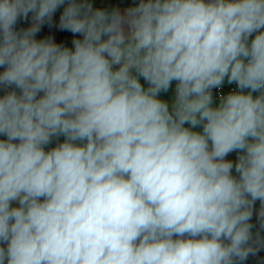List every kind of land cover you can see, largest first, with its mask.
<instances>
[{
  "label": "clouds",
  "instance_id": "1",
  "mask_svg": "<svg viewBox=\"0 0 264 264\" xmlns=\"http://www.w3.org/2000/svg\"><path fill=\"white\" fill-rule=\"evenodd\" d=\"M65 4L0 0V264H243L264 248V0Z\"/></svg>",
  "mask_w": 264,
  "mask_h": 264
},
{
  "label": "crops",
  "instance_id": "2",
  "mask_svg": "<svg viewBox=\"0 0 264 264\" xmlns=\"http://www.w3.org/2000/svg\"><path fill=\"white\" fill-rule=\"evenodd\" d=\"M116 0H88V2L93 4L94 8H101L104 10H108V11H112L113 10V5L115 3ZM139 0H136V4H138ZM66 4H67V0H66ZM66 4L64 6H66ZM61 6V8L57 11L56 14H54V19L52 22H46L43 26H42V30L40 33H38L37 35H43V34H52L54 32V26L56 23V18H58L59 14L62 12L63 7ZM125 9H127V7L125 8H121L120 11L123 12ZM32 20H31V14H29V18L28 19H24V18H20L18 19V22L16 24V30L18 31L19 29H27L28 27L31 26ZM78 35V34H77ZM69 36H71V34H69ZM64 45L68 46V47H73V45L71 44V39H65L64 40ZM174 87H175V82H173V86L172 88L169 89V91L167 93H161L160 96L161 98L167 99L169 100V103L171 104V100L174 97ZM11 90V89H8ZM19 91V90H17ZM6 92L5 89H0V96L4 95ZM64 138L60 137L59 140H53L52 144L46 146V149L54 147L56 145V143L58 142H63ZM236 157V153L234 154H229V156L226 159H232L233 161L235 160ZM233 174L237 175L235 173V170L233 169ZM261 207L260 201H256L254 204V208H253V216L250 220V223L253 225L252 227V232L255 235L257 232H259L261 237H264V228L261 227V220L258 216V212L259 209ZM261 258V256H264V248H261L258 252H257ZM262 261V259H261ZM263 263V261H262ZM243 264H255L253 262H249V261H244Z\"/></svg>",
  "mask_w": 264,
  "mask_h": 264
},
{
  "label": "built area",
  "instance_id": "3",
  "mask_svg": "<svg viewBox=\"0 0 264 264\" xmlns=\"http://www.w3.org/2000/svg\"><path fill=\"white\" fill-rule=\"evenodd\" d=\"M136 5V0H116L114 5H113V9H121V8H125V7H130V6H135ZM22 30H26V29H19L18 31H22ZM52 34H43V35H37V39H40V38H52ZM142 79V78H141ZM143 83V81H142ZM230 88L231 87H234V86H229ZM224 91V90H222ZM219 100V96H217L215 93H214V103L218 102ZM47 150V149H46ZM231 154H234V153H231ZM246 261H249V262H253L255 264H262V261H261V258L259 256L258 253H256L255 255H250Z\"/></svg>",
  "mask_w": 264,
  "mask_h": 264
},
{
  "label": "trees",
  "instance_id": "4",
  "mask_svg": "<svg viewBox=\"0 0 264 264\" xmlns=\"http://www.w3.org/2000/svg\"><path fill=\"white\" fill-rule=\"evenodd\" d=\"M255 95V94H254ZM261 259H262V261H263V263L262 264H264V256H261Z\"/></svg>",
  "mask_w": 264,
  "mask_h": 264
}]
</instances>
